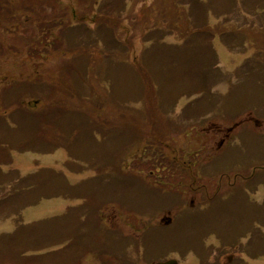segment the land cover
Masks as SVG:
<instances>
[{
  "label": "rangeland",
  "instance_id": "374dc122",
  "mask_svg": "<svg viewBox=\"0 0 264 264\" xmlns=\"http://www.w3.org/2000/svg\"><path fill=\"white\" fill-rule=\"evenodd\" d=\"M260 1L264 3V0H252L253 7L257 6L254 13L241 8L227 17L213 16L208 19L213 26L216 23L233 24L240 37L234 44H226L222 38L216 37L213 42L211 41L210 49L207 46L198 47L196 43L191 45L192 48L188 47L190 35L182 36L178 31V28L182 27L178 20L172 22V26L160 24L164 31L160 39L156 32H149V29L145 28L147 25L153 24L157 19H164L158 13L162 10L158 8L159 0H124L123 8L120 10L114 8L113 0L105 4L103 0H93V3L90 0L79 2L62 0L59 3L57 0L55 5L57 13H60L59 6L64 8L70 4L72 10L74 7L79 9V12H83L81 15L88 20L94 19L96 13H87L86 10H96L101 14L99 10L102 8L115 14L118 21L121 19L112 29L110 24L107 26L103 22H99L97 26L95 21H88L82 25L88 34L82 41L84 48L91 44L94 38H98L102 43V49L108 51L111 48L114 55H118V58L103 55V62L100 60L102 69L98 77L105 78L108 75L112 79V85L109 78H105L106 82L104 81V84L100 82L98 86L99 90L108 96L106 105L110 108H103V104L100 103L102 100L90 94L88 83L77 80L79 86L73 82L69 84L85 97V104L71 101L79 114H85L82 110H90L91 100L99 101L100 104L97 103L93 110L94 117L99 118L93 119H97L95 127L98 131L110 132L108 138L110 142L106 144L108 148L110 149L109 145L112 142L118 144L123 141L126 144L124 148L127 153L121 158L118 151L110 152L115 155L114 164L121 168L123 174L128 175L121 185V175L115 177V174L113 178L100 179L97 184H91L97 176L92 178L95 173L91 169L93 167H88V162L72 158L74 161L71 160L70 165L71 167L76 165L75 169H68L64 165L68 158L65 149L57 148L51 153H43L44 151L39 150L44 147L43 141L25 134L23 118L31 115L26 114L28 109H37L38 105V102H33L36 97H30L32 86L38 91H43L42 85H45L47 80L50 81V78L56 80L58 77V71H52V67L57 66L60 61L63 66L68 63L71 69L73 67L71 62L76 58L67 54L56 59L51 56L55 51L54 47L46 44L49 52H42V55L47 56V61L34 66L33 59L27 55L28 45L23 26L30 28L32 22H37L33 20L40 16V12L51 16L52 6L40 4L37 11L30 12L24 9L20 12L19 6L21 3L23 5V0H8L10 11L15 12L18 9V13L7 22L5 18H3L5 20L0 18V92L10 93L8 96L10 99L16 97V104L14 107L9 106L6 112L0 108V115L6 116L15 127L12 131L9 125L3 129L0 126V134L2 135L5 129L10 130L8 142L11 141L15 150L11 151L13 158L11 164L0 162L3 172L0 178L5 179L0 180V200L7 197V192L13 190L12 186H18L17 173L24 176L41 166L65 172L68 180L75 186L69 193V198L43 197L37 199L34 204L23 205L24 196L19 198L17 195L11 197L6 205L0 208V264H134L139 255V264H151V259L163 255L177 257L180 264H222L230 253L237 255L230 264H264V246L258 247L264 243V170L255 168L258 161L264 159V143L257 140L264 126L256 127L255 131H245L243 136L252 134L250 138L245 139L243 144H233L230 146L232 149H227L226 145L220 150L215 147L213 153H218L213 157V164L204 163L210 158L211 148L218 141L211 123L226 127L241 119L242 115L237 117L241 114L247 98H250L251 93L258 91L256 85H253L251 69L257 60L264 59V11L259 4ZM109 3L113 5L108 6ZM34 25L37 27V24ZM99 26H104L105 29L97 30ZM62 36L67 40L71 39L65 32ZM101 36L104 37L105 43ZM209 51H213L214 58ZM119 54L128 62L136 60L138 70L124 69V80H127L128 86H121L123 89L118 96L119 88L116 87V83L122 75L119 64H123ZM216 54L217 67L212 63L201 68V63L207 64V60L216 61ZM106 61H109V66ZM193 61L197 64L194 73L191 67ZM246 61L249 67L248 73L244 74L246 81L233 88L229 97L225 96L230 83L236 82V69L242 71ZM35 63L37 64L36 60ZM140 65L145 67L144 71L139 70ZM253 69L255 72V66ZM81 71L79 68L76 70L78 74ZM70 76L71 74L64 77V85ZM202 78L207 82L205 83ZM260 80H264V74L260 76ZM187 82L191 87L203 86V90L199 93L190 91L189 96L179 95L178 92L182 91ZM64 89L68 90V82ZM165 91H172L175 97L168 96ZM183 93L189 94L187 91ZM51 94L52 91L47 93V96ZM113 99H120L118 107L125 115L129 116L131 112L132 119L126 132L132 136L118 131L119 120L124 122L127 118L121 115L116 121L119 113L116 111L113 113L111 104ZM79 114L74 113V119H81ZM54 115L56 114H50L48 117L52 118ZM69 119L71 114L68 111V115H64L62 119L66 122V128ZM93 119L84 123L92 124ZM248 126L249 124H244L241 129ZM87 128L93 135L94 129ZM34 134L36 135L35 132ZM96 138V146L91 147L90 157L82 156L83 158L87 156L86 160L95 153L103 156L98 146V141L103 138L99 134ZM87 139L85 136V142ZM233 141L235 143L234 138ZM25 143H30L25 147L27 150L22 148ZM30 146L33 148L28 150ZM166 146L169 162L183 164L186 168L192 161L200 163V167H196L198 179L201 178V183L198 182L200 192L197 193L196 202L190 208L192 210L180 211L184 204L187 208L189 205L187 186H184L185 191L180 194L181 197L171 194L169 196L167 190H170V183L162 180L164 170L159 166L148 165L150 159L160 158V148ZM71 149L77 153L73 144ZM87 150L85 145L84 154ZM94 164L98 163L94 161ZM78 169L80 171H77ZM233 169L243 170L249 178L252 175L250 173L254 174L246 182V188L249 190L246 196L241 191L235 192L231 197H226L229 199L224 200L227 203L224 210L217 211L216 220L217 226L221 227L219 231L221 236L214 229H209L206 223L209 213L205 215L203 209L209 199L216 200L215 190L208 187L205 190L202 184L210 186L211 176H214L216 184H219L218 172L221 176L230 174ZM8 172H15L10 181ZM42 179H39L37 184ZM54 181L55 179L51 182L43 181L37 188L38 191L33 192L36 193L33 200H27V203H33L34 198L39 195L38 192L51 189L67 192L65 186H54ZM150 182L159 186L163 192L152 188ZM225 189L224 186L220 190L224 196ZM81 194L86 197L83 202L77 197ZM160 194H165L168 198H162ZM245 198L248 202L250 200L256 204H246ZM169 208L175 213L179 212L178 220L171 226L157 228L155 218L147 222L149 218L159 216L163 210ZM193 218L196 219V224ZM34 221H37L36 228L34 223L26 224ZM247 223L248 228H245L243 225ZM192 224L196 226L193 230ZM135 239L138 241L137 245ZM204 252H207V255L203 256Z\"/></svg>",
  "mask_w": 264,
  "mask_h": 264
},
{
  "label": "trees",
  "instance_id": "16d2710c",
  "mask_svg": "<svg viewBox=\"0 0 264 264\" xmlns=\"http://www.w3.org/2000/svg\"><path fill=\"white\" fill-rule=\"evenodd\" d=\"M45 2L44 0H27L26 3H28L29 7H24L21 3L19 6L20 10H26L33 12L34 7H36L37 4H40L41 2ZM47 2H51L50 0H46ZM62 0H59V3ZM79 1H86V0H77ZM111 1V0H110ZM127 1V0H126ZM207 0H159L158 8L162 9L158 13L163 16L164 19H157L153 24L147 25L145 28L149 29V32L154 31L158 35V38L160 39L161 36L164 35V31L161 29L160 24L165 23L166 25L172 26V22L178 20V23L182 25L181 28H178V31L182 34V36L187 37L190 35V39L188 42V47H191V45L195 44L198 47H205L211 49V41L216 37L226 38L225 43L234 44L237 42L236 38L231 37L233 33L238 31L235 26L231 23H216L213 26V23L208 22V19L210 20L209 13L211 12L214 16H224L227 15L234 10H240L241 8L247 9L250 11H254V8H250L246 5V0H212L210 3L206 2ZM57 0H55V3ZM91 3H93V0H90ZM103 4L106 2H109V0H103ZM113 4L109 3L108 6L113 5L116 10H120L123 8L124 0H113ZM60 5V4H59ZM81 5V4H77ZM71 5L68 4L67 6H64V8H61L59 6L60 13H57L56 16L53 18L52 22L48 25L47 29L41 28L39 31H37L36 27L33 25V22L31 23V27H25L23 26L24 32H25V39H27V55L31 59H33V65L37 66L39 63H45L43 61L46 60L47 56L42 55V52L48 53V46H46V43L49 44V46L54 47V52H52L51 56L56 57V59H59V57H65L67 54L72 57L76 58L75 61L71 62L73 64V67L70 69L68 67V63H66L64 66L61 65V62L59 61L57 66L52 67V71H58L57 79L53 80L50 78V81L47 80L45 85H42L43 91H38L32 86L31 90V96L30 97H36L35 99L38 100L37 109H28L26 114H31L30 116H25L23 118L22 126L24 125L25 134L32 135L34 139H41L43 141V148L39 149L40 151H44L43 153H51L57 148H63L67 151L69 158L79 159L83 160L84 163L88 162V167H93V172L95 173L92 178L96 177L94 181L91 182V184H97V181L100 179H110L113 178L114 174L115 177L120 176L122 177L121 185L123 184V179L125 176H128L126 174H123V171H120L121 168L114 164V158L115 155L110 154V152L113 150V152H117L120 156V158L124 155H126L127 150L124 148V142L120 141L119 143H110L109 147L106 144H109L108 138L110 137V132L108 131H101L96 129V121L97 119H93L95 113L93 112L94 108L97 106V103L99 101L91 100L92 107H89L90 110L84 111L85 114H79L74 107V102H80L85 104V97L82 93L76 92L75 87L73 85H69L70 83H74L77 85V80H80L81 82L88 83V86L90 88V94L92 96H96L98 100H102L100 102L103 104L104 107H109L106 105V101L108 100V96H106L103 92H101L98 88L100 82L104 84V81L106 82L105 78H109V82H111L112 85V79L110 76L104 77H98V75L101 74V63L103 62V55H109L110 57L116 56L115 58H118V55H114V52L110 50L106 51L102 49V43L100 39L94 38L91 44H88L85 48L82 46V41L85 35L88 36V34L85 32L86 29L82 27V25L87 23L88 21H95L96 26L99 22L105 23L107 26L110 24V28L112 29L113 26L117 24L118 21L115 17V14H111L108 11H106L104 8L99 10L101 14L98 13L96 10H86L85 12L91 13L95 12V18L88 20L87 17L81 15L83 12H79V9L73 8V10L70 7ZM68 7V12H67ZM56 9V6L54 7ZM11 9L8 6V0H0V18L2 20H5V22L9 21L15 14L18 13V9L15 12L10 11ZM57 10V9H56ZM5 18V19H3ZM36 19V18H35ZM34 19V20H35ZM33 20V21H34ZM228 20V18H227ZM31 21V20H30ZM94 27V29L96 28ZM104 26H99L97 30H104ZM69 30V31H68ZM96 30V31H97ZM95 31V30H93ZM225 31L228 32V34L225 35ZM65 32L71 37L70 40L65 39L62 36V33ZM220 32V33H219ZM99 37V36H98ZM104 43V37L101 36ZM231 37V38H230ZM230 38V39H229ZM207 39V40H206ZM229 39V40H227ZM98 40V41H97ZM71 42H74L75 44H71ZM68 44V47H67ZM107 45V44H106ZM102 50V51H101ZM103 51H106L104 54H100ZM51 53V52H50ZM209 53L213 56V51H209ZM120 57L122 58V63L120 71L122 72L120 80L116 83V87H118V96L120 90L123 88L121 86H128V83L126 84L127 80H124V69L131 71V70H138L136 64V60L134 61H126L125 58H123L122 54ZM39 58V60L35 59ZM102 59V62L100 60ZM35 60L37 61V64L35 63ZM51 58L49 59V61ZM47 61V60H46ZM216 61H217V54H216ZM207 60V64L201 63V68L204 66L212 65V63L216 62ZM106 64H109V61H106ZM196 61H193L191 63L192 72L196 71ZM200 65V63L198 64ZM109 66V65H108ZM79 68L81 73H77L76 70ZM87 69V70H86ZM140 71H144L145 67H142L140 65L139 67ZM38 74L40 72H37ZM74 73V74H73ZM68 78V90L66 91L64 88L67 85H64V77L70 75ZM73 78V79H72ZM204 82L206 83V79L202 78ZM34 84V83H33ZM64 85V86H63ZM48 86V87H47ZM106 88V87H105ZM203 86H193L191 87L188 82L184 84L183 88L181 89V92H178L179 95H186L185 91L188 93H191L193 91L203 90ZM77 89V88H76ZM112 86V90H113ZM128 89V88H127ZM49 90L48 92H46ZM52 91L51 95L47 96V93ZM165 93L168 96L175 97L174 93L166 92ZM10 93L4 94L0 92L1 102H0V108L4 109L5 112L7 111L9 106H15L16 104V97L14 99L8 98ZM29 96V95H28ZM47 99V100H43ZM41 100L43 103H41ZM120 99H113L112 105H113V113L116 111L119 113V116L116 118V121L120 119V116H125L127 119L122 122L121 119L119 120L118 124V131L120 133H123L128 136H132V134H128L126 132V129L130 127L129 122L132 119L131 112L129 116L124 114V111H120L118 107ZM11 103V104H7ZM98 103V104H100ZM30 105V104H29ZM40 106V107H39ZM95 106V107H94ZM110 108V107H109ZM0 109V110H1ZM72 109V110H70ZM13 110V109H12ZM68 111L71 114V119L68 120V128L65 127V121H63V116L68 115ZM74 113L79 114V118L81 119H74ZM50 114H56L54 117H48ZM93 119L92 124L84 123L86 120L89 121L90 119ZM99 118V117H94ZM106 120H111L109 118H105ZM74 123V124H73ZM9 125L10 129L13 131L14 127L12 125V122H9L6 116L0 115V126L1 129L3 127H7ZM36 125V126H35ZM35 126V127H33ZM33 127V128H32ZM93 128V135L91 131L87 128ZM31 128V129H29ZM99 128V127H98ZM36 133V136L34 134ZM111 132H113L111 130ZM98 133L103 139L98 141L99 150H101V153H103V156H100L98 153H95L89 160L87 159V156L91 155V147L96 146V135ZM140 134V131H138ZM136 132V134H138ZM95 134V136H94ZM11 135V132L9 129H5L2 135L0 134V148L2 150L0 151V162L2 164H11L12 163V154L11 151L14 149V147L11 144V141L8 142V139ZM85 136L88 138L85 142ZM140 136V135H139ZM31 143V142H30ZM30 143H25L22 148L27 150L25 147L28 146ZM85 143V144H84ZM71 144H73V147H75L76 152H73L71 149ZM86 149L87 153L84 154V149ZM33 148L30 146V149ZM109 149V150H108ZM15 150V149H14ZM129 150V147H128ZM100 153V154H101ZM87 155L86 158H83L82 156ZM102 158V160H101ZM161 158V155H160ZM165 158V157H164ZM97 159V160H95ZM168 160V159H167ZM94 161H96L98 164H94ZM102 161V162H101ZM113 161V163H111ZM156 161V162H155ZM163 160H157V158H152L148 161V165L151 167H157L161 166L158 165ZM104 162V163H103ZM83 163V164H84ZM107 163V164H106ZM199 163V162H196ZM66 165L69 164V161L65 163ZM85 165V164H84ZM197 166L200 167V164H197ZM181 168L188 169L184 165L180 166ZM191 166V169L194 168ZM80 171V170H79ZM9 177L8 180L13 178L15 176V172H8ZM0 174L2 175L3 172L0 168ZM45 177L43 178V176ZM18 176V177H17ZM16 183L18 186L13 187V190L10 192H7V197H5L4 200H0V208L4 207L11 197L17 196L20 198L22 195L23 197V205L26 204H34L37 202V199H41L43 197H54V196H64L69 197V193L73 190V185L69 184L67 178L60 172H57L53 167H40L35 172H30L24 176L16 174ZM43 178V179H42ZM39 179H42V181L37 184V181ZM53 179L54 186H65L67 188V192L65 191H58V190H48L46 192H38L39 195L34 198L33 203H27V200H33V197L38 191V187L43 183V181H49L51 182ZM0 180H5L0 178ZM115 180V178H114ZM10 181V180H9ZM150 186L160 192H163V190L159 186H155L150 182ZM174 195L172 193H168V195ZM169 195V196H171ZM162 198H168L167 195L160 194ZM77 197H80L82 199H86L85 196L77 195ZM22 205V207H23ZM167 210H170L167 209ZM39 224L41 222H38ZM146 223V222H145ZM147 224V223H146ZM173 224V223H172ZM171 224V225H172ZM169 225V226H171ZM135 238V237H134ZM135 245L138 244V241L135 239ZM200 244V243H199ZM197 245V243L195 244ZM139 248V245H138ZM203 255V254H202ZM143 256L146 257V255L143 254ZM136 263L137 264L140 261V255L138 256Z\"/></svg>",
  "mask_w": 264,
  "mask_h": 264
},
{
  "label": "flooded vegetation",
  "instance_id": "af4514ba",
  "mask_svg": "<svg viewBox=\"0 0 264 264\" xmlns=\"http://www.w3.org/2000/svg\"><path fill=\"white\" fill-rule=\"evenodd\" d=\"M27 0H23V6L24 7H29L28 3H26ZM51 2H44L41 5H48L52 6V13H50L51 17H55L56 15V9L54 8L56 3L55 0H50ZM40 4H37L36 7H34V11H37L38 6ZM22 10H20L21 12ZM45 13V12H44ZM40 16L36 17L34 21L37 20L39 22L41 15L47 16V14H42L41 12L39 13ZM36 23V22H33ZM51 23V22H50ZM261 80L260 82H262ZM257 91V90H256ZM255 114H257L255 116ZM242 115V116H241ZM259 115V116H258ZM242 117L239 120H236L239 117ZM261 116L264 117V88L258 89V91L254 94H250V98L247 99L246 103L243 105L241 114L235 119L234 123L232 125L222 127L221 125L213 122L211 126H213V131L214 133L218 136V141H216L215 145L211 148L212 152L210 153V158L216 157V154L213 153V149L220 150L224 145L227 146V149H232L233 144H243L245 143V139L250 138V135H246V137L243 136L245 131L251 130L255 131L257 130L256 127L263 128L264 126V118H260ZM244 124H249L247 128L241 129ZM233 138L235 139V143H233ZM257 140L259 143H264V130L262 132H259V136L257 137ZM232 141V142H231ZM158 154V149L156 151ZM160 155L161 158L157 157V160L159 161L160 159L163 160L161 161L158 165L159 168H162L164 170V174L162 177V180L165 182L170 183V190H167V193H172L174 196H180V194L185 191V187L187 186L188 189V196H189V205H194V202H196V197L197 193L200 192V186L198 185L201 183V178L198 179V173L196 171L197 164L195 161H192L194 164V168L190 169H184L181 168L183 164H177L174 162H169V159L167 160L168 157V148L167 146L165 148H160ZM165 157V158H164ZM258 170H264V159H260V164L258 166ZM154 171V170H153ZM233 173V175H231ZM253 174L251 177H253ZM201 177V175H200ZM210 186L208 188L215 190L214 193H217L218 191L221 190L225 186V197H231L235 192L241 191L243 194L246 192V182L249 180V176H247L243 170L241 169H233L230 171V174H226V180H225V185L222 184V180L219 181V184H216V179L214 176H211L210 178ZM231 181V182H230ZM187 198V197H186ZM184 198V200L186 199ZM183 200V201H184ZM241 207L240 205H238ZM242 208V207H241ZM171 213V216L173 214L172 211L169 210H163L161 214L156 218L160 219L164 216H167L168 214ZM217 213V211L215 212ZM212 228L217 227V220L212 223L211 225Z\"/></svg>",
  "mask_w": 264,
  "mask_h": 264
},
{
  "label": "water",
  "instance_id": "95a60500",
  "mask_svg": "<svg viewBox=\"0 0 264 264\" xmlns=\"http://www.w3.org/2000/svg\"><path fill=\"white\" fill-rule=\"evenodd\" d=\"M155 264H178V262L175 259H169L167 261L157 262Z\"/></svg>",
  "mask_w": 264,
  "mask_h": 264
}]
</instances>
